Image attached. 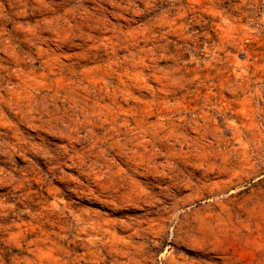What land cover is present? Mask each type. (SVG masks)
Returning <instances> with one entry per match:
<instances>
[{"label":"rangeland","instance_id":"rangeland-1","mask_svg":"<svg viewBox=\"0 0 264 264\" xmlns=\"http://www.w3.org/2000/svg\"><path fill=\"white\" fill-rule=\"evenodd\" d=\"M0 264H264V0H0Z\"/></svg>","mask_w":264,"mask_h":264}]
</instances>
